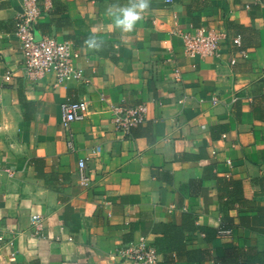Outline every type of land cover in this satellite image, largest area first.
<instances>
[{
	"label": "crops",
	"instance_id": "1",
	"mask_svg": "<svg viewBox=\"0 0 264 264\" xmlns=\"http://www.w3.org/2000/svg\"><path fill=\"white\" fill-rule=\"evenodd\" d=\"M131 2L38 0L37 34L71 41L88 80L55 88L24 77L21 6L0 0V264H128L116 250L139 237L157 264H264V0H149L122 32L109 11ZM175 26L228 39L185 58ZM81 100L86 118L63 126L60 105ZM119 104H144L145 122L115 131Z\"/></svg>",
	"mask_w": 264,
	"mask_h": 264
},
{
	"label": "built area",
	"instance_id": "2",
	"mask_svg": "<svg viewBox=\"0 0 264 264\" xmlns=\"http://www.w3.org/2000/svg\"><path fill=\"white\" fill-rule=\"evenodd\" d=\"M21 11L16 17L15 37L17 38L22 52V70L24 77L29 81L36 82L50 75L53 77V86L58 88L67 83H88L82 70L75 62L79 57L71 41L60 40L54 36H39L35 28L40 17L38 0H17ZM169 34L181 40V53L185 58H209L219 55L220 46L228 39V33L223 28L197 27L188 31L180 30L175 26L170 29ZM231 42L235 46L241 44L239 37H234ZM234 61H230L233 65ZM174 77L179 78L178 70L174 71ZM11 79L10 73H6L4 81ZM203 102V99H199ZM179 104L184 99L178 100ZM212 105L218 104L219 100L213 97ZM89 106L88 102L81 100L76 102H64L60 105V118L63 126L67 127L73 122H79L86 118ZM111 123L115 131L129 134L130 130L145 122L147 108L144 104L137 106H126L123 104L111 105L109 108ZM68 150H74L73 141L66 143ZM99 148L92 152L96 153ZM230 164V161H227ZM8 171V170H7ZM9 173V172H8ZM11 175V174H10ZM78 177L83 185H87L86 159L78 161ZM38 217L32 216L31 223L39 230ZM230 230H218L219 237H229ZM0 236V242L4 240ZM13 244V237L8 239ZM116 257L121 262L128 264H157L158 254L147 242L146 238L139 237L132 240L128 245L116 250Z\"/></svg>",
	"mask_w": 264,
	"mask_h": 264
},
{
	"label": "clouds",
	"instance_id": "3",
	"mask_svg": "<svg viewBox=\"0 0 264 264\" xmlns=\"http://www.w3.org/2000/svg\"><path fill=\"white\" fill-rule=\"evenodd\" d=\"M149 0H132L126 6H119L109 11L113 17L114 27L122 32H131L136 23L142 19V14L149 8ZM89 48H98L100 45L95 36L86 41Z\"/></svg>",
	"mask_w": 264,
	"mask_h": 264
}]
</instances>
